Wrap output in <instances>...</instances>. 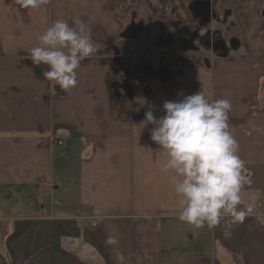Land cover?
<instances>
[{
  "label": "crops",
  "instance_id": "1",
  "mask_svg": "<svg viewBox=\"0 0 264 264\" xmlns=\"http://www.w3.org/2000/svg\"><path fill=\"white\" fill-rule=\"evenodd\" d=\"M135 10L150 18V38L123 37ZM213 12L226 53L180 48L194 29L189 0H49L33 11L0 0V264H264V0H213ZM77 18L97 52L64 91L29 50L56 20ZM161 32L175 44L155 45ZM142 58L165 78L134 77ZM200 90L230 100L245 161L253 211L228 238L226 219L199 230L177 219L167 157L140 125L149 105L160 117L165 101Z\"/></svg>",
  "mask_w": 264,
  "mask_h": 264
},
{
  "label": "clouds",
  "instance_id": "2",
  "mask_svg": "<svg viewBox=\"0 0 264 264\" xmlns=\"http://www.w3.org/2000/svg\"><path fill=\"white\" fill-rule=\"evenodd\" d=\"M12 3L20 10L33 11L49 0ZM91 31L78 18L72 25L56 20L37 37L29 57L34 66H47L42 74L51 86L64 91L76 87L81 61L97 52ZM148 107L140 125H152L150 138L167 157L160 170L171 174L177 219L194 230L215 228L225 219L231 225L243 223L253 207L242 197L248 181L239 143L230 130V100H209L200 90L177 101H165L160 117L154 115L152 105ZM229 236L230 232H225V237Z\"/></svg>",
  "mask_w": 264,
  "mask_h": 264
},
{
  "label": "flooded vegetation",
  "instance_id": "3",
  "mask_svg": "<svg viewBox=\"0 0 264 264\" xmlns=\"http://www.w3.org/2000/svg\"><path fill=\"white\" fill-rule=\"evenodd\" d=\"M197 2H209L211 6V14L212 18L208 24L203 23V17L200 15L194 14V9ZM189 9L191 11L192 21L194 29L191 31L186 32V38L181 37L180 40V48H187L190 51H198V50H207L214 53H226L227 52V46L222 39L221 35L217 32L210 33L211 25L214 23V21L217 20V17L215 16L213 12V0H189ZM134 23L136 25H141L142 30L141 33L134 39L130 40H136L141 36L150 38L151 37V24H150V18H148L146 15L141 16L138 14V12L135 10L127 23L126 29L124 31L125 33H128L129 26ZM171 30L172 29H179L181 27V24L176 25H170ZM181 36V35H180ZM182 36H184L182 34ZM171 41L170 43H167L166 41ZM155 45H173L175 44V39L173 36H171L168 33H158L157 36L154 39ZM119 63V61H118ZM158 74V76L166 74L162 69L154 70L153 65L145 60L144 58L140 59L139 63L135 66V68L132 71V75L136 78H143L146 75H154Z\"/></svg>",
  "mask_w": 264,
  "mask_h": 264
},
{
  "label": "water",
  "instance_id": "4",
  "mask_svg": "<svg viewBox=\"0 0 264 264\" xmlns=\"http://www.w3.org/2000/svg\"><path fill=\"white\" fill-rule=\"evenodd\" d=\"M194 14L195 15H200L204 18L203 23L208 24L213 17L211 14V6L209 2H197L195 9H194ZM142 27L141 25H136L132 23L129 26V31L128 33L123 34V37L126 39H134L136 38L140 33H141ZM167 43H170L171 41H166ZM160 78H165L163 75L159 76ZM117 87V86H116ZM119 88V87H117ZM121 90H123L128 98H131L133 95V87L131 85V81L129 77L125 80L123 85H121Z\"/></svg>",
  "mask_w": 264,
  "mask_h": 264
},
{
  "label": "rangeland",
  "instance_id": "5",
  "mask_svg": "<svg viewBox=\"0 0 264 264\" xmlns=\"http://www.w3.org/2000/svg\"><path fill=\"white\" fill-rule=\"evenodd\" d=\"M217 68H218V66L215 67L216 70H217ZM69 156H70V155H68V157H69ZM63 161H64L66 164H68L67 166H69L70 168H73V167L75 168V167H76V165H74V163L71 161L70 157H69V158H65ZM72 163H73V164H72ZM53 164H54V169L57 170V171H60L61 168H63V167L61 166L60 160H59V158H58L57 156H54ZM26 210H27V208H26V209H22L21 211L24 212V211H26Z\"/></svg>",
  "mask_w": 264,
  "mask_h": 264
},
{
  "label": "built area",
  "instance_id": "6",
  "mask_svg": "<svg viewBox=\"0 0 264 264\" xmlns=\"http://www.w3.org/2000/svg\"><path fill=\"white\" fill-rule=\"evenodd\" d=\"M53 142L55 143V144H57V145H61L62 144V142H60V141H54L53 140ZM224 226H225V232H227L229 229H231V227H232V225L229 223V221L226 219L225 220V222H224ZM224 235H225V233H224Z\"/></svg>",
  "mask_w": 264,
  "mask_h": 264
}]
</instances>
